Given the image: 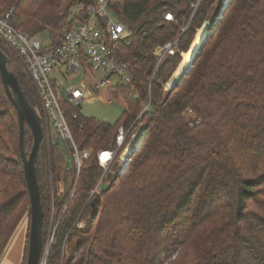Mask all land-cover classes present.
<instances>
[{
	"label": "trees",
	"instance_id": "obj_1",
	"mask_svg": "<svg viewBox=\"0 0 264 264\" xmlns=\"http://www.w3.org/2000/svg\"><path fill=\"white\" fill-rule=\"evenodd\" d=\"M93 2L0 0V16L14 9L16 29L31 37L48 32L47 52L86 20V11L76 7ZM111 9L132 31L117 56L130 66L133 86L109 88L125 102L114 123L84 116L80 105L61 98L79 152L90 151L79 171L69 141L63 143L70 163L64 155L55 163L58 143L46 128L36 87L0 39L44 127L36 171L44 247L52 237L46 264H264V0H120ZM206 20L214 31L185 77L164 92L182 61L177 53L164 60L150 86L155 47L178 39L186 52ZM149 91L151 107L142 114ZM121 127L127 135L118 156L134 133L138 142L141 127L146 132L125 166L105 171L97 154L118 148ZM33 146L25 124L28 156ZM101 179L110 189L93 193ZM26 220L21 264L28 258L31 201L19 119L0 74V258Z\"/></svg>",
	"mask_w": 264,
	"mask_h": 264
},
{
	"label": "built area",
	"instance_id": "obj_2",
	"mask_svg": "<svg viewBox=\"0 0 264 264\" xmlns=\"http://www.w3.org/2000/svg\"><path fill=\"white\" fill-rule=\"evenodd\" d=\"M119 1L94 0L88 6H77V12L86 11V20L72 28L65 35L64 42L61 45L47 52L43 51L45 45L42 44L39 36L31 37L26 32L18 30L11 25L10 19L14 9H10L3 16H0V39L18 55L25 65L36 87L49 127L59 136L62 142L69 141L72 144L74 149L73 157L78 171L81 168L83 158H88L90 151L79 152L74 142L65 110L62 107L61 98L65 97L73 104L81 105V103L86 102L87 93L79 84L68 85L62 90L61 86L56 83V79H54V73L59 71V67H61L68 74L79 72L83 75L86 74L85 70H88L90 75L102 73L108 76L98 82L93 81L91 86L93 89H109L112 86V75L120 79L119 83L114 86H133L130 66L126 62L119 60L117 56L120 44H129L132 41V31L117 18L111 9V5ZM165 17L168 20L174 19L171 13H167ZM196 37L197 34H195L186 52H180L178 39L155 47L154 54L157 57V62L150 80V86L155 81L158 70L164 60L177 53L181 54L183 60L184 54L190 50ZM52 75L53 77H51ZM169 81L163 84L164 92H168L171 89L168 86ZM149 96L148 102L143 106L142 114L150 110L151 91H149ZM126 135L127 132L121 127L117 136L118 148L116 150H100L98 152L99 163L106 171L114 159L117 158V152L124 145ZM103 158H106V160H103ZM102 183L101 179L94 193L98 191ZM47 256L48 251L45 252L39 264H46Z\"/></svg>",
	"mask_w": 264,
	"mask_h": 264
},
{
	"label": "water",
	"instance_id": "obj_3",
	"mask_svg": "<svg viewBox=\"0 0 264 264\" xmlns=\"http://www.w3.org/2000/svg\"><path fill=\"white\" fill-rule=\"evenodd\" d=\"M212 23L206 20L202 28L197 29V35L201 30L209 31ZM214 29L210 30L206 38L203 40L199 52L196 54L193 61L200 53L204 43L208 37L213 33ZM192 61V62H193ZM9 58L7 54L0 49V74L3 85L10 101L16 109L17 116L20 125V150L23 159V166L25 172V178L30 194L31 201V225L29 232V251L26 264H39L46 247L43 245V223H44V211L41 204L40 187L38 183L37 171H36V158L44 138V127L42 125L41 118L37 110L30 104L27 99L20 82L13 71L8 67ZM189 69L184 72L182 77H185ZM179 80L177 83H179ZM176 83V84H177ZM25 124H28L32 130L34 137V146L30 156L26 154L25 150ZM145 130L144 127H142ZM60 140V139H59ZM60 142H62L60 140ZM63 143V142H62ZM64 144V143H63ZM65 148V145H64ZM66 149V148H65ZM131 153V152H130ZM129 154L127 156L129 157ZM125 149L119 156L124 157ZM125 166V165H124ZM110 189L108 183H102L100 187L101 192H107ZM96 204V199L93 201V206Z\"/></svg>",
	"mask_w": 264,
	"mask_h": 264
},
{
	"label": "rangeland",
	"instance_id": "obj_4",
	"mask_svg": "<svg viewBox=\"0 0 264 264\" xmlns=\"http://www.w3.org/2000/svg\"><path fill=\"white\" fill-rule=\"evenodd\" d=\"M229 1L230 0H228V2ZM223 3L227 4L226 2H224V0H223ZM217 12L218 11H216V14ZM39 37L41 39L42 44L46 45V44L51 43V39H50L51 37L48 32H43ZM4 47L7 48L5 44H4ZM57 75H59V79H56V83L61 86L62 90H64V88L68 85L79 84V86L86 91L87 100L85 103H81L80 105L81 107L80 111L84 116L95 117L103 121L114 123L117 121L119 116L124 111L125 102L123 101L121 97H115L114 95H112L108 88L93 89L91 87L93 85V81L98 82L99 80H102L108 77L107 75L102 74V73H94V75L92 76L89 74V72L83 75H81L79 72L68 74V73H65V71H64V74H61V76L59 73ZM51 77H53V75ZM119 81L120 79L117 76L115 75L111 76L112 86L118 84ZM45 121H46V128L48 130V133L53 135L54 132L49 127L47 119H45ZM145 132H146L145 130L141 132L142 136L145 134ZM58 149H60V147L55 145L53 149L54 151L53 157H54L55 163H57V160L59 157ZM64 152L67 153V150L65 148H64ZM126 161H128V157H126V155L124 157L117 155V158L114 159L112 166H114L115 164H117L119 167L124 166ZM60 163L62 164V161ZM112 166L110 168H112ZM103 183H107V182L104 181ZM60 187L62 190L64 189V184L62 181L60 183ZM98 190H100V188ZM51 195H52V198H54V195H55L54 188H52ZM53 211L54 209L51 208V215H53ZM27 224H28L27 220L20 223V225L18 226L16 232L14 233L12 239L10 240L9 244L7 245L4 253L2 254L0 258V264H21V261L23 259V251H24L27 229H28ZM83 225H84V222L80 223V226H83ZM50 242H52V237L50 238L49 236V238L47 239L46 245H45L47 249L46 251L48 252H49V248L51 244Z\"/></svg>",
	"mask_w": 264,
	"mask_h": 264
},
{
	"label": "bare ground",
	"instance_id": "obj_5",
	"mask_svg": "<svg viewBox=\"0 0 264 264\" xmlns=\"http://www.w3.org/2000/svg\"><path fill=\"white\" fill-rule=\"evenodd\" d=\"M224 2L228 3V0H224ZM209 33H210V31H205V30H201L198 33V35H197L195 41L193 42L190 50L184 54L183 60H182L181 64L179 65L175 75L169 81L168 86L170 88L175 86L176 83L182 79L184 72H186L191 67L192 60L194 59L195 55L199 52L201 45L203 43V40L206 38L207 34H209ZM134 135H135V133L133 134V137L131 138V140L128 143V146L125 149L124 155H126V157H128L127 154H129L132 151V149L139 143V141L143 137L142 133L140 135L138 134L139 136H137L138 137V139H137L138 142H137V141H135ZM103 160H106V158H103Z\"/></svg>",
	"mask_w": 264,
	"mask_h": 264
},
{
	"label": "crops",
	"instance_id": "obj_6",
	"mask_svg": "<svg viewBox=\"0 0 264 264\" xmlns=\"http://www.w3.org/2000/svg\"><path fill=\"white\" fill-rule=\"evenodd\" d=\"M58 73L60 74V76H61V74H64L63 68L59 67V71H57V72L54 73V79H59V75H57ZM93 75L94 74H92V76ZM52 136H53V141L56 142V143H58V146L60 147V149H58L59 150V155L61 157H63L62 155H64V157L66 158V160L70 163V157H69V155H67V153L64 152V144L62 142H60L59 136L55 132H54V134Z\"/></svg>",
	"mask_w": 264,
	"mask_h": 264
}]
</instances>
